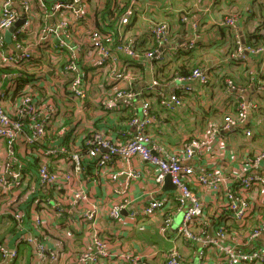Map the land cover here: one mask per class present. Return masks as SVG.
<instances>
[{"label": "built area", "instance_id": "built-area-1", "mask_svg": "<svg viewBox=\"0 0 264 264\" xmlns=\"http://www.w3.org/2000/svg\"><path fill=\"white\" fill-rule=\"evenodd\" d=\"M148 11L139 9V0H0V219L16 227L0 242V264H12L24 249L31 251V264H61L72 245L68 235H89V246L76 250V258L79 264H100L107 256L97 226L100 210L79 186L90 170L99 174L115 158L150 164L158 169L157 183L169 175L175 186L173 198L153 199L137 208L134 217L154 216L175 201L184 209L177 235L188 247L202 245V263L264 264V249L254 246L264 234V148L227 177L183 164L185 157H202L207 141L194 138L182 153L171 152L149 133L155 116L150 102L141 100L148 92L168 87V94L159 97L157 92L158 100L174 111L183 103L179 90L189 92L191 83L208 86L211 81L204 66L188 75L176 72L165 84L156 79L161 65L176 60L182 46L187 51L194 45L172 46L170 22ZM181 21L188 23L189 15L182 14ZM223 24L236 30V15L227 16ZM143 30L156 46H138L146 41L140 36ZM198 30L194 25L196 38ZM236 37L232 60L245 61L247 51L264 53V44L246 47ZM148 75L151 80L143 85ZM227 85L236 87L231 81ZM257 93L264 96V80ZM255 107L239 101L236 111L214 131L243 127ZM91 111L97 118L119 117L123 138L113 139L107 129H99L105 124H83L82 117ZM245 135L252 138L253 131L245 128ZM130 175L137 177L139 172ZM112 179L118 180V175ZM198 187L222 197L215 218L208 217ZM125 207V202L115 201L109 217L119 219ZM55 226L62 229L59 235L53 232ZM171 226L168 214L161 231ZM48 236L57 238L51 247L42 239ZM165 262L185 264L179 245L168 249Z\"/></svg>", "mask_w": 264, "mask_h": 264}, {"label": "crops", "instance_id": "crops-1", "mask_svg": "<svg viewBox=\"0 0 264 264\" xmlns=\"http://www.w3.org/2000/svg\"><path fill=\"white\" fill-rule=\"evenodd\" d=\"M144 7H148L147 14L170 22L172 46H189L193 42L194 48L188 55L183 51L185 47H181L178 62L196 60L199 66L209 69L211 81L208 86L193 82L189 92L179 90L183 103L174 111L164 109L158 100L157 92H160L159 97L168 94V87L148 92L141 100L150 102L151 112L155 116L149 133L171 152L182 153L194 138L205 140L209 147L202 157L197 154L192 158L185 157L183 164L197 170H216L227 177L235 175L246 165L248 157L264 148V96L257 93L259 81L264 78V53L252 54L247 51L243 62L232 60L230 53L235 48L236 35L246 47L252 46L247 44L246 36L254 32L263 19L264 0H139V9ZM182 14L189 15L188 23L181 21ZM230 15H236V30L223 24ZM194 25L199 27L197 38ZM227 28L232 31L233 37L226 35ZM147 35L144 30L140 33L146 41L149 40ZM224 50H227L226 53ZM148 80H151L149 75L143 85H147ZM227 81L236 87L230 89ZM242 100L256 104L254 109L248 111L244 126L235 131H214V128L223 125L226 115L236 111ZM82 119L83 124L93 123L97 127L105 124L106 128L102 126L99 129H107V134L113 139L123 138L119 117L117 121L108 117L97 118L91 111ZM245 128L253 131L252 138L246 137ZM132 171L139 172V175L132 177ZM157 172L156 167L139 159H133L128 164L122 158H115L107 170L99 174L90 170L83 176L79 187L88 191L89 202L100 210L97 226L105 240L107 253L100 264H166V253L173 245L180 246L185 264H204L198 258L202 245L188 247L177 235L184 209L178 207L175 201L168 202L166 209L154 216L134 217L133 212L137 208L153 199L173 198L175 195L176 191L169 188L172 187L169 177L166 176L162 183L156 182ZM114 174L118 175V180L112 179ZM196 191L209 213L208 217L211 219L219 215L222 197L203 187L196 188ZM119 200L125 202L126 207L119 219L112 220L109 208ZM168 214L171 215L172 226L167 232H162L161 227ZM77 216H80L78 210ZM214 221L211 220L210 224ZM52 229L56 235L62 230L56 226ZM68 236L72 238V245L65 249L61 264H79L75 251L89 246L85 242L89 235ZM42 239L51 247L57 238L48 236ZM254 246L264 249V234L255 241ZM127 256H131V260H127ZM12 264H31V251L22 250L21 256Z\"/></svg>", "mask_w": 264, "mask_h": 264}, {"label": "trees", "instance_id": "trees-1", "mask_svg": "<svg viewBox=\"0 0 264 264\" xmlns=\"http://www.w3.org/2000/svg\"><path fill=\"white\" fill-rule=\"evenodd\" d=\"M136 24V23H135ZM133 26V25H132ZM264 16L261 21H259L258 26L256 27V30L249 35L246 36L247 44L252 46H259L260 44H264ZM226 35L232 36V31L227 28ZM138 46H141L142 48L148 49L149 46H156V42L152 41L151 39L145 41L144 43L139 44ZM192 50H187L185 52V55H188L187 53H190ZM179 58L174 60L173 62H168L164 65H161V67L158 70V73L156 74V79L160 81L162 84L170 82L174 76L176 75V72L182 75H188L191 70L200 64L196 62V60L188 61V62H178ZM193 65V66H192ZM211 71V70H210ZM141 72L143 75L146 73V69L142 67ZM145 79H147V76H145ZM226 78L223 79L225 82ZM264 80V78L262 79ZM151 96V95H149ZM124 120L127 119V117L122 118ZM16 227L13 222H10L6 219L1 218L0 219V242L6 239L7 237L12 236L15 233Z\"/></svg>", "mask_w": 264, "mask_h": 264}, {"label": "water", "instance_id": "water-1", "mask_svg": "<svg viewBox=\"0 0 264 264\" xmlns=\"http://www.w3.org/2000/svg\"><path fill=\"white\" fill-rule=\"evenodd\" d=\"M23 22V20H20L17 25L21 24ZM12 30H14V27L12 28ZM7 38H8V42H11V39H10V34L8 33L7 34ZM244 42V41H243ZM13 46V45H12ZM167 177H169V180L171 182V177L168 175ZM170 189H173L175 190V186L172 184V187H169Z\"/></svg>", "mask_w": 264, "mask_h": 264}, {"label": "rangeland", "instance_id": "rangeland-1", "mask_svg": "<svg viewBox=\"0 0 264 264\" xmlns=\"http://www.w3.org/2000/svg\"><path fill=\"white\" fill-rule=\"evenodd\" d=\"M226 51H227V50H224L225 53H226ZM181 216H182V215H181ZM177 225H178V223H177Z\"/></svg>", "mask_w": 264, "mask_h": 264}]
</instances>
